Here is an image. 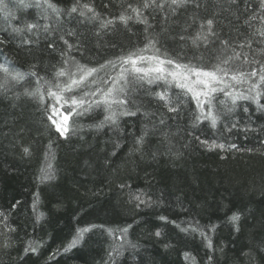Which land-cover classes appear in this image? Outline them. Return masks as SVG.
I'll return each instance as SVG.
<instances>
[{
	"label": "trees",
	"instance_id": "trees-1",
	"mask_svg": "<svg viewBox=\"0 0 264 264\" xmlns=\"http://www.w3.org/2000/svg\"><path fill=\"white\" fill-rule=\"evenodd\" d=\"M51 2L59 14L46 6L23 7L20 0L0 4V63L43 77L37 83V77L27 76L20 83H10L7 91L0 89V264H264V110L255 101H238L235 110L228 112L214 100L213 110L221 113L216 128L208 121L194 128L199 110L191 94L163 82L145 84L131 97L141 113H155L154 117H121L119 128L106 125L98 130L95 125L106 113L95 109L70 116L64 138L47 119L53 115L55 101L46 95L44 83L54 82L55 71L65 59L71 63L75 58L97 69L111 60L116 68L107 66L95 76L100 88H107L110 81H100L119 74L117 58L144 49L152 38L161 54L166 50L181 63L207 64L221 45L218 41L207 48L191 44L187 37L195 34L200 20L215 16L220 39H229L235 46L262 27L261 0H238L230 9L225 0H196L199 8L189 4L175 15L171 8H142L151 25L147 31V25L135 19L127 25L117 19L121 13L133 15L127 6H140L143 0ZM24 3L34 5L35 0ZM85 4L99 14L98 19H91L92 13L70 12ZM252 16L256 18L249 28L244 20ZM107 20L113 23L102 29ZM186 22L191 27L183 31ZM27 23L40 27L35 33L12 31ZM44 25H49L47 33ZM180 35L186 39L181 41ZM254 39L251 49L236 51H243L249 60L255 54L264 63L260 54L264 42L259 36ZM50 42L54 48L48 46ZM225 55H232L231 50ZM244 67L250 71L259 65ZM38 87L45 93L44 103L24 95L26 88ZM165 87L173 103L179 104V114L168 112L145 94L146 89L159 92ZM217 100L231 106L222 94ZM61 112L66 115L67 109ZM61 112L53 118L63 125ZM146 125L149 135L139 147L135 141ZM197 136L224 144L225 149L209 151ZM233 144L235 148L228 147ZM25 147L30 155H25ZM49 163L52 178L45 179L42 170ZM234 213L240 216L235 223L230 219ZM84 228L89 231L83 239L69 247ZM29 245L37 251L25 252Z\"/></svg>",
	"mask_w": 264,
	"mask_h": 264
},
{
	"label": "snow or ice",
	"instance_id": "snow-or-ice-1",
	"mask_svg": "<svg viewBox=\"0 0 264 264\" xmlns=\"http://www.w3.org/2000/svg\"><path fill=\"white\" fill-rule=\"evenodd\" d=\"M228 4L229 9L232 6L238 5V0H225ZM23 7L35 6L41 8L46 6V10H51L54 13L59 14V9L51 0H35L34 5L25 4L24 0H20ZM0 4H3V0H0ZM189 4H193L196 8L200 7V4L196 0H143L142 5L133 7L129 4L127 7L133 15H126L121 13L117 18L121 23L127 25L129 21L135 19L139 23L147 25L150 28L151 25L148 23L146 17L143 16L142 8L148 9H160L163 11L165 8H171L172 14L175 15L178 9L186 8ZM86 9V11H85ZM261 9L264 10V0H261ZM71 13L79 12L80 16H85L87 13H92L91 19H98L99 14L95 10L85 4L82 7L74 6L70 9ZM256 17H246L244 24L252 28V20ZM168 17L165 16V20ZM239 19V17H237ZM262 21V27L255 29L251 35H247L245 39L233 46V42L229 39H220L216 31V18H203L199 22L198 30L194 35L187 37L191 41V44L197 48L203 45L207 48L210 44L215 45L217 41L221 45L217 49V54L207 64H192L181 63L179 59H173L167 55V51L161 54V49L157 47L158 41L155 38L149 39L145 48L142 50L129 52L125 56L118 57L117 60L120 64V72L115 77H109V80H101L100 84H108L107 88H100L97 84L95 76L99 70L104 69L107 66H111L113 69L116 68V63L109 60L105 64L100 65V68H89L87 65L79 64L75 61V58L69 60H63L62 66L55 71L54 82L45 80L44 83L48 85L46 95L55 101L52 106L53 115H48L47 119L55 126V131L64 138L66 133L69 131L68 120L70 116H84L89 114L95 109H100L106 113L100 123L96 124L95 127L99 130L106 125L119 128V120L121 117L137 116L142 114L145 117H154L155 113H149L144 111L141 113V107L135 104V101L131 97V93L137 90V88H144V85L149 86L163 82L164 85L172 86L181 89L186 95L191 94V98L196 101L198 114L194 116L193 127L203 121H208L212 128H216L218 121L221 118V113L214 111L213 101L216 103L225 105L228 112H233L237 107L238 101H255L258 108L264 110V104L260 103V100L264 98V63L261 60L253 58L249 60L248 56L243 51H236L237 48L243 50L244 48L251 49L253 43H255L254 37L259 36L261 42H264V15L260 17ZM195 23V19L192 21ZM113 23V20H107L101 23L100 27L106 29ZM40 26L36 23H27L23 28H13V32H27L35 33ZM191 27V24H187L183 28V31ZM44 31H49V25L43 26ZM71 34V33H70ZM99 34V33H98ZM215 38V39H212ZM63 39V37H61ZM181 41L185 40L184 35H180ZM3 43V41H0ZM25 44H31V40L23 41ZM65 44L68 42L65 40ZM50 48H54V43H49ZM71 48V45H68ZM151 49L154 54L151 56H145L142 53ZM231 50L232 55H225L227 50ZM260 54L264 56V49L260 50ZM242 60V63H237ZM257 64L259 68H252L250 71L245 70V65ZM34 67V65H33ZM0 73L3 74V80L0 82V89L7 91L10 83H20L25 80L27 76L37 77V83L43 79L38 77L37 73L31 72H20L14 68H10L6 63H0ZM247 84L248 87L244 91L238 90L241 85ZM89 85H96L95 88H90ZM145 94L149 95L157 102L162 103V106L167 109L170 113L180 112L178 103H173L171 96L169 95L168 88L165 87L163 91L156 92L152 89H146ZM223 95L230 101V105L226 104L225 100H217L218 95ZM24 95L30 98H39L41 103H44L45 93L41 92L38 87L35 90L29 91L27 88L24 91ZM94 98V99H90ZM58 106V107H57ZM67 109V114L63 115L61 110ZM245 112L247 108L243 109ZM45 111H48L47 105ZM61 112L63 116V125L58 124L53 116ZM159 123L163 125L164 119L161 118ZM232 127H236L235 124ZM231 130V129H229ZM149 135L147 125L142 134L136 138V144L139 147L143 146L145 137ZM195 139L199 140L200 144L205 146L209 151L214 149H225L224 144H217L215 141L211 143L207 140H200L197 136ZM51 145H49L50 147ZM119 146V145H117ZM138 147V150H139ZM229 148H235L236 145H229ZM25 155H30V149L25 147L23 149ZM115 154V153H113ZM52 165L47 164L46 169L42 170L45 172V179L52 178ZM140 200V197H136ZM140 203H144L140 200ZM7 219L6 217L4 218ZM39 219V217L37 218ZM161 219H166L161 217ZM232 222H238L240 219L239 214L234 213L230 217ZM5 227L8 226L5 224ZM188 229H182L187 231ZM193 231L196 229L193 228ZM239 228L237 227V231ZM9 231H15L14 228ZM89 231V229H79L77 237L73 239L69 247L75 246L81 239H83V233ZM127 232V229H123ZM202 236L205 233H200ZM160 235L159 232L156 233ZM7 247L8 245L5 244ZM208 247H212L211 241L209 240ZM68 249L66 248L65 251ZM32 251L36 252L37 248L29 245L25 249V252ZM187 255V254H186Z\"/></svg>",
	"mask_w": 264,
	"mask_h": 264
}]
</instances>
